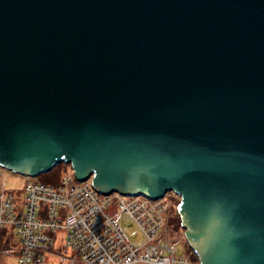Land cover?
Segmentation results:
<instances>
[{
    "label": "water",
    "instance_id": "95a60500",
    "mask_svg": "<svg viewBox=\"0 0 264 264\" xmlns=\"http://www.w3.org/2000/svg\"><path fill=\"white\" fill-rule=\"evenodd\" d=\"M59 163L177 194L198 264H264V0H0V166Z\"/></svg>",
    "mask_w": 264,
    "mask_h": 264
},
{
    "label": "built area",
    "instance_id": "2783aa9c",
    "mask_svg": "<svg viewBox=\"0 0 264 264\" xmlns=\"http://www.w3.org/2000/svg\"><path fill=\"white\" fill-rule=\"evenodd\" d=\"M19 175L20 195L0 184V229H9L7 249L15 250L16 264H198L195 255H176L166 234L171 199L178 196L172 191L159 198L103 195L91 177L78 180L73 172L49 182ZM121 216L136 224L141 241L124 235Z\"/></svg>",
    "mask_w": 264,
    "mask_h": 264
},
{
    "label": "rangeland",
    "instance_id": "374dc122",
    "mask_svg": "<svg viewBox=\"0 0 264 264\" xmlns=\"http://www.w3.org/2000/svg\"><path fill=\"white\" fill-rule=\"evenodd\" d=\"M60 164V165H59ZM56 165L55 168H52L48 172L39 174V178L42 181L49 182L52 179H55L56 177H59L60 175H72V169L70 165L65 163H59ZM3 183L5 188H12L14 193L16 195H20L19 192L22 191V182H21V176L19 174H15L12 172H8V170L2 168L0 166V184ZM179 201L178 196H174L171 199V205L169 206L168 211V220L167 226H166V234L170 236V238L173 239V244L177 248L176 255H182L186 253H191V249L187 246V242L184 237L183 229L180 226V220L179 216L176 212V205ZM177 214V217L175 216ZM117 223L119 224L122 232L124 235L131 239V240H137L141 241L142 236L140 235V230L136 226L132 220H127L124 216H121ZM183 233V234H182ZM13 247L14 245H17V240L13 239ZM11 246V244H10ZM9 246V247H10ZM16 257L17 254L15 253V250L11 249H2L0 251V264H16Z\"/></svg>",
    "mask_w": 264,
    "mask_h": 264
},
{
    "label": "trees",
    "instance_id": "16d2710c",
    "mask_svg": "<svg viewBox=\"0 0 264 264\" xmlns=\"http://www.w3.org/2000/svg\"><path fill=\"white\" fill-rule=\"evenodd\" d=\"M55 167H56V165L53 168H55ZM175 216L177 217V214ZM10 244H12V240L10 238L9 229H6V228L0 229V251L2 249L9 248ZM189 254L194 255V253L192 251Z\"/></svg>",
    "mask_w": 264,
    "mask_h": 264
}]
</instances>
